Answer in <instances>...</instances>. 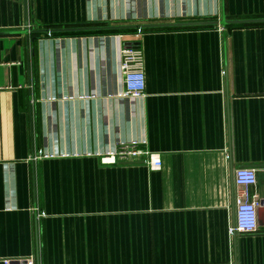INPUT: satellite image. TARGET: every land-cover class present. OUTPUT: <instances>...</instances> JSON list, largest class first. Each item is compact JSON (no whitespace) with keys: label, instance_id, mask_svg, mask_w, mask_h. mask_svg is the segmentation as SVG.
Segmentation results:
<instances>
[{"label":"crops","instance_id":"crops-1","mask_svg":"<svg viewBox=\"0 0 264 264\" xmlns=\"http://www.w3.org/2000/svg\"><path fill=\"white\" fill-rule=\"evenodd\" d=\"M223 13L264 18V0H0V264H264V225L229 236L237 168L257 171L264 224V24L21 33ZM130 43L139 98L122 96ZM131 140L162 168L101 164Z\"/></svg>","mask_w":264,"mask_h":264},{"label":"built area","instance_id":"built-area-1","mask_svg":"<svg viewBox=\"0 0 264 264\" xmlns=\"http://www.w3.org/2000/svg\"><path fill=\"white\" fill-rule=\"evenodd\" d=\"M30 29V28H28ZM50 35V34H48ZM121 72L124 90L122 96L139 98L144 96L146 78L144 74L143 53L136 43L125 44L120 48ZM144 141L131 140L118 144L115 151L101 157L103 166H117L142 163L150 170L158 171L162 168L160 154L150 152L145 148ZM47 157L41 152L34 154V160ZM257 171L253 168H237L235 183L237 196L235 199V221L229 227V236L237 234L255 233L259 229L260 204L258 195L252 192L257 185ZM4 264H37V257L31 255L25 260L12 261L5 259Z\"/></svg>","mask_w":264,"mask_h":264},{"label":"water","instance_id":"water-1","mask_svg":"<svg viewBox=\"0 0 264 264\" xmlns=\"http://www.w3.org/2000/svg\"><path fill=\"white\" fill-rule=\"evenodd\" d=\"M264 24V18L254 19H228L226 14L219 20H200V21H182V22H166V23H149V24H118L104 26H83V27H65V28H50L40 30H29L26 28L21 33L29 34H66V33H83V32H129V31H145L154 29H169V28H202V27H224L238 25H255ZM263 205V203H261ZM263 208H259V223L261 222Z\"/></svg>","mask_w":264,"mask_h":264},{"label":"trees","instance_id":"trees-1","mask_svg":"<svg viewBox=\"0 0 264 264\" xmlns=\"http://www.w3.org/2000/svg\"><path fill=\"white\" fill-rule=\"evenodd\" d=\"M129 32H136V31H129ZM102 33H124V32H83V33H66V34H56V35H74V34H102ZM40 36L39 34H37Z\"/></svg>","mask_w":264,"mask_h":264}]
</instances>
